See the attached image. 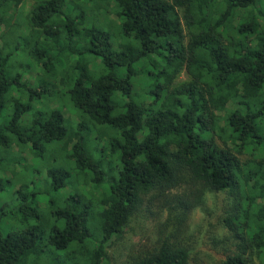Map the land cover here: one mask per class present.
I'll use <instances>...</instances> for the list:
<instances>
[{
    "label": "trees",
    "instance_id": "obj_1",
    "mask_svg": "<svg viewBox=\"0 0 264 264\" xmlns=\"http://www.w3.org/2000/svg\"><path fill=\"white\" fill-rule=\"evenodd\" d=\"M31 1L24 15V0H0V166L14 145L43 159L75 142L45 184L75 177L85 192L41 209L36 178L23 182L20 203L0 207V264H111L107 246L143 198L168 201L187 177L233 198L237 250L222 264H264V0ZM23 56L40 69L34 86ZM9 214L22 229L3 232ZM190 257L167 239L126 264Z\"/></svg>",
    "mask_w": 264,
    "mask_h": 264
},
{
    "label": "rangeland",
    "instance_id": "obj_2",
    "mask_svg": "<svg viewBox=\"0 0 264 264\" xmlns=\"http://www.w3.org/2000/svg\"><path fill=\"white\" fill-rule=\"evenodd\" d=\"M31 7L32 1L24 0V15L29 13ZM109 10L111 15L108 20L112 22L115 31L118 20L112 14V8ZM113 40L116 48L119 49L118 39L114 38ZM23 59L20 60L31 65V68L25 73L24 81L28 82L30 86H34L37 78L41 76L40 69L33 65V61L28 56L26 58L23 56ZM100 68L99 62L90 67L91 70ZM187 80L188 75L183 72L177 82ZM60 102L63 103L62 100L57 99L49 103L52 107H57L61 105ZM229 108L235 109L237 105L230 104ZM64 112L72 124L77 123V115L70 112L68 108H65ZM74 144L75 142L68 147L61 144L51 145L43 159H39L30 146L14 145L10 151L3 154L5 165L0 166V177L9 183L0 193V207L5 205L8 210H11L18 205L20 200L17 199L15 190H18L23 182L31 181L32 177L36 178L37 185L41 189L38 195L41 209L47 207L48 201L51 199H54L58 205H63V201L74 195L79 189L85 192V188L76 183L75 177L71 183L59 191L53 190L45 184L48 169L65 164L62 151L63 149L70 150ZM102 146V143L98 144L97 157ZM34 170L36 171L33 172ZM91 189L89 187L86 191ZM94 192L99 196L102 190ZM178 197L185 201L188 199L190 202L189 208L186 210L187 218L183 216L187 202L180 203L177 201ZM143 199V206L125 227L123 234L114 238L112 243L107 246L106 250L111 264H126L134 257L152 252L167 239L175 245L185 246L189 249L190 264H222L228 255L237 250L236 240L233 239L224 224L225 217L230 214L234 206L233 198L227 193L203 188L187 177L185 183L169 195L168 201H158L152 195ZM19 219L20 216L9 214L2 226L3 232L22 229ZM253 256L257 263H261V259Z\"/></svg>",
    "mask_w": 264,
    "mask_h": 264
}]
</instances>
